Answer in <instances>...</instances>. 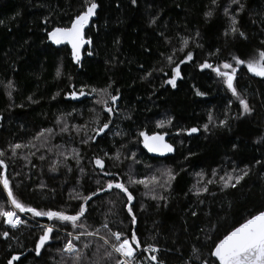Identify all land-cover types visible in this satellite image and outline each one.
Listing matches in <instances>:
<instances>
[{
    "label": "trees",
    "instance_id": "16d2710c",
    "mask_svg": "<svg viewBox=\"0 0 264 264\" xmlns=\"http://www.w3.org/2000/svg\"><path fill=\"white\" fill-rule=\"evenodd\" d=\"M95 2L96 14L85 29L91 44L77 65L70 46L51 44L46 33L70 25L85 10L84 0H0V172L27 206L67 214L78 211L80 204L86 208L77 222L83 228L20 212L23 226L13 231L0 218V233L8 232L0 236V264L13 256L18 259L12 264H117L118 255L98 239L114 242L110 232L129 238L135 232L141 245L137 250L159 248L163 264L205 258L212 264V242L264 211V77L232 59L247 61L264 50V0H217L215 5L212 0ZM207 11L213 15L206 18ZM230 17H235L238 32H229ZM189 52L192 58L186 60ZM205 61L214 67L228 62L239 69L234 87L250 113L241 115L239 99L222 78L199 67ZM177 66L173 88L166 81ZM104 89L121 95L119 108L111 114L104 111L114 107L100 92ZM81 90L92 98L82 97ZM197 91L204 95L197 96ZM101 97L106 105L96 103ZM106 122L108 132L94 143V129ZM191 128L198 131L188 136ZM45 129L52 131L38 138ZM141 131L169 136L176 146L174 156H148ZM15 144L22 147L13 154ZM96 158L103 168L95 164ZM245 171L235 187L230 186L234 179L228 187L220 179ZM164 172L172 179L162 176ZM153 175L159 180L148 188L129 183L130 178ZM116 180L132 194L131 204L121 190L107 189ZM87 196L91 199H82ZM0 205L13 210L2 185ZM41 225L53 232L37 255ZM85 232L94 234L80 237L76 252L62 251L69 233Z\"/></svg>",
    "mask_w": 264,
    "mask_h": 264
},
{
    "label": "snow or ice",
    "instance_id": "6c2138e0",
    "mask_svg": "<svg viewBox=\"0 0 264 264\" xmlns=\"http://www.w3.org/2000/svg\"><path fill=\"white\" fill-rule=\"evenodd\" d=\"M132 3L135 4L136 0H132ZM213 5L217 3V0H212ZM231 4H238L239 0H230ZM85 10L81 11L78 15H76L70 22V25L64 27H53L50 31L46 33L47 40L51 42L53 45H67L70 46L71 49V57L74 63L79 65L81 60V50L86 44H91V38H86L85 35V28L89 25L90 18L96 14V9L98 7L95 0H84ZM240 8H243V5H240ZM225 15H229L228 7L224 8ZM213 15L212 11L205 12V17H211ZM231 20V27L229 32L235 33L239 30L235 27L237 21L235 17H230ZM227 34V33H226ZM198 35V33H197ZM240 36H244V33L240 32ZM183 44H187V40L183 41ZM183 48H181V51ZM92 53L89 51L88 55ZM192 58V53L189 52L186 56V60H190ZM169 62H171V57H168ZM232 59L235 61L236 65H245L247 71L252 73L258 77H264V50H258V56L253 57L247 61L241 60L238 57L233 56ZM184 61H181L183 63ZM178 67L172 69V77L166 81L167 84L171 85L173 88L176 87V79L179 76ZM199 67L201 69H211L215 72L217 77L222 78L223 84L226 88L232 93L233 96L239 99V104L241 105L243 111L241 115L246 113H250L251 109L248 107L246 101L242 98H239L237 89L234 87V78L237 74V68L234 67L231 63L222 62V64L218 67H214L207 61L200 64ZM57 76L60 75L59 68L57 69ZM11 81H9L8 87H11ZM93 92H96V89H92ZM101 93L108 96V100L112 101L114 105L118 99V96L111 95L107 93V89L100 90ZM80 95H84L85 93L83 90L79 93ZM73 98H76L77 94L75 92L70 94ZM197 96L204 95L203 93L197 91ZM96 103L98 104H107L108 101L104 100L102 97L101 99L97 100ZM104 111L108 112L109 114L112 113V107H106ZM211 119V118H210ZM171 121H161L157 123V127H163L165 123H170ZM220 125H224L225 121H219ZM109 128V123H103L99 128L94 129L96 135L104 132L105 129ZM205 130H207L208 125H204ZM64 129H62L63 131ZM51 129L42 130L40 133L37 134V137H42L44 132H51ZM198 130L196 128H191L188 130L189 133H195ZM139 136L142 137V143L144 148H146L149 152L155 153H165V152H172L173 148L172 145L165 142L164 134L162 133H152L149 135L148 133L141 131L139 132ZM95 137H93L94 139ZM85 143L87 141H84ZM20 144L11 145L13 154H15V150L21 148ZM235 147V146H233ZM4 153L0 151V156H3ZM42 158V157H41ZM259 163V161H257ZM95 164L98 167L103 168V161L100 158L95 159ZM0 167H4V161L0 160ZM55 170V169H53ZM215 174V173H214ZM105 175H113L114 173H105ZM162 176H167L168 180L172 179V175L170 172L161 173ZM228 175V179L225 180L224 177H220L222 181H224L225 187L229 186V181L235 180L234 184H231V187H235L244 176L247 175V172H243L242 175H237L233 177L230 174ZM159 180L158 177L153 175L150 178H144L141 180H132L130 178L129 183H137L144 185L145 188H148L149 185H155ZM212 181H209L211 183ZM0 185H2L3 190L7 193V200L10 202L13 209L19 210V212H27L31 213L34 217L39 216H46L49 220H58L60 222H70L73 227L79 226L83 228L84 225L81 223L77 225V222L81 219L84 215L86 208L84 204H80L79 210L76 211L74 214H67L65 211H43L37 210L31 206H27L22 203L12 192L11 188L9 187V180L4 175L3 172H0ZM160 187H164V184H159ZM115 187L116 189L121 190L127 195V201L131 204L133 200V196L123 183H120L118 180L116 181H109L107 183V189H112ZM105 189H99L98 191H104ZM91 195H96V193H92ZM85 201L91 199V196L82 197ZM129 214L131 215L132 209H128ZM195 215V213H193ZM0 218H3V223L10 225L12 228L17 227L18 223H23L20 220V217L17 215L16 211L14 210H5L4 206L0 205ZM133 222H135V217H132ZM103 227L107 228L108 225L105 224ZM53 232V228L51 226L45 227L43 229V234L39 237V240L35 244V252L37 255H40L41 248L45 245V243L50 238V233ZM84 235H93L94 233H83ZM71 236L72 234L69 233ZM110 235L115 238L116 243L112 245L113 250L116 253H119L122 257L129 258L126 264H131V260L134 259V252L135 249L141 247L140 242L137 239L135 232H133L130 236H125L124 233L121 232H110ZM0 236L7 237L8 232L0 233ZM106 244L108 243L107 240L104 241ZM213 247L209 250V257L214 258L212 264H264V211H258L254 215H250L248 218L243 219L242 222H238L236 225L231 227L230 231H227L222 237L217 238L213 242ZM135 245V248L133 247ZM87 246V245H85ZM156 252L157 249L152 247L151 245L144 248V251ZM75 245L73 244L72 240H69L63 247L62 251L65 252H74ZM193 251H196L194 249ZM110 255V253H109ZM17 256H13L12 259L8 261V264H12L13 260H17ZM152 261L156 262V264H162V262L157 261V257L153 255L150 258ZM117 264H124L122 261H117ZM202 264H209V259L205 258L202 261Z\"/></svg>",
    "mask_w": 264,
    "mask_h": 264
},
{
    "label": "built area",
    "instance_id": "2783aa9c",
    "mask_svg": "<svg viewBox=\"0 0 264 264\" xmlns=\"http://www.w3.org/2000/svg\"><path fill=\"white\" fill-rule=\"evenodd\" d=\"M14 211H16L17 215L20 217V220L22 221V214L16 210V209H13ZM7 228H9L10 230H13V231H18L22 226H23V223H18L17 224V227L15 228H12L10 225L8 224H5ZM41 227L45 228V227H48L46 225H41ZM71 238L73 239H76L77 241L79 240L78 238L80 237H92L91 235H82V236H75V235H71L70 236ZM98 239H100L101 241H105L106 239L104 238H101L99 237ZM108 243L105 244L115 253L118 255L120 261L124 262V264H126V262L128 261L129 258H126V257H122L119 253H116L114 250H113V247L112 245L116 243L115 241V238H114V242L112 241H109L107 240ZM134 247V246H133ZM135 248V247H134ZM157 249L156 252H152L150 249L149 251H138L137 249H135V252H134V259L131 260V264H156V262L152 261L150 258L155 255L157 257V261H160L161 260V250L157 247H155ZM75 249L77 250V248L75 247ZM76 250L74 252H76ZM65 252V251H64ZM74 252H66L67 254H72ZM161 262V261H160ZM163 264V263H162ZM185 264H202V262H192L190 260H186Z\"/></svg>",
    "mask_w": 264,
    "mask_h": 264
},
{
    "label": "water",
    "instance_id": "95a60500",
    "mask_svg": "<svg viewBox=\"0 0 264 264\" xmlns=\"http://www.w3.org/2000/svg\"><path fill=\"white\" fill-rule=\"evenodd\" d=\"M85 98H92V96H87L86 94L82 95V97ZM118 96V99L117 101L115 102L114 104V109L117 110L120 106V101H121V95H117ZM109 128L105 129L104 132L100 133L99 135H96L93 142L94 143H97L98 139L102 138L107 132H108ZM191 133H188V136L190 135ZM164 139H165V142L172 145L171 143H169L168 141V136L167 135H164ZM172 148H173V151L172 152H165L163 154L161 153H155V152H149L146 148H144L145 152L148 154V156H150L151 158H155V159H167L169 157H172L174 156V154L176 153V147H174L172 145Z\"/></svg>",
    "mask_w": 264,
    "mask_h": 264
},
{
    "label": "flooded vegetation",
    "instance_id": "af4514ba",
    "mask_svg": "<svg viewBox=\"0 0 264 264\" xmlns=\"http://www.w3.org/2000/svg\"><path fill=\"white\" fill-rule=\"evenodd\" d=\"M86 29V28H85ZM63 45V44H62ZM62 45H58V46H62ZM87 45V44H86ZM86 45L82 48V50H81V55L83 56V54H84V51L86 50ZM83 58V57H82ZM253 57H251V59H252ZM239 72V69L237 70V73ZM252 74V73H251ZM237 75V74H236ZM253 75V74H252ZM114 106V105H113ZM114 108V107H113ZM113 110H115V109H113ZM168 141H169V143H171L174 147H176L171 141H170V139H169V136H168Z\"/></svg>",
    "mask_w": 264,
    "mask_h": 264
},
{
    "label": "rangeland",
    "instance_id": "374dc122",
    "mask_svg": "<svg viewBox=\"0 0 264 264\" xmlns=\"http://www.w3.org/2000/svg\"><path fill=\"white\" fill-rule=\"evenodd\" d=\"M72 235H74V234H72ZM75 236H77V237H79V235H75ZM79 239V238H78ZM104 239H106V238H104ZM70 240H72V242H73V244L75 243V242H77V240L76 239H73V238H71L70 237ZM107 240V239H106ZM110 241V240H109ZM75 245V244H74ZM76 247V246H75Z\"/></svg>",
    "mask_w": 264,
    "mask_h": 264
}]
</instances>
